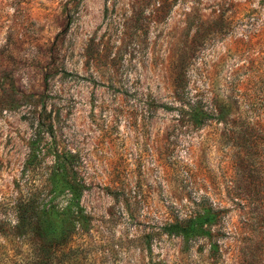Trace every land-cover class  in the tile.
<instances>
[{
	"label": "rangeland",
	"instance_id": "obj_1",
	"mask_svg": "<svg viewBox=\"0 0 264 264\" xmlns=\"http://www.w3.org/2000/svg\"><path fill=\"white\" fill-rule=\"evenodd\" d=\"M57 152L88 187L70 264H264V0H0L2 218Z\"/></svg>",
	"mask_w": 264,
	"mask_h": 264
},
{
	"label": "trees",
	"instance_id": "obj_2",
	"mask_svg": "<svg viewBox=\"0 0 264 264\" xmlns=\"http://www.w3.org/2000/svg\"><path fill=\"white\" fill-rule=\"evenodd\" d=\"M189 100L192 101L187 104L189 110L186 113L198 127L216 118L221 108V114H232L225 106L210 110L197 100ZM242 102V97L236 101L237 105H242ZM250 108L245 115L253 113L254 106L251 105ZM239 114L243 115L240 112ZM52 130L50 126L48 132ZM38 135L31 143V154L35 158L40 146ZM76 160L72 153L57 152L44 186L46 193H39L37 189L21 192L11 203L15 221L0 216V236L5 241L0 250V255L3 256L0 259L4 258L5 264H70L79 258L72 244L78 222L87 217L81 200L88 187L80 175ZM62 199L65 205L61 204ZM217 218L218 213L208 209L207 213L200 217L166 225L164 233L196 238L205 234V225ZM14 230L21 233H15ZM12 232L14 233L11 234ZM16 234L20 235L18 240Z\"/></svg>",
	"mask_w": 264,
	"mask_h": 264
}]
</instances>
